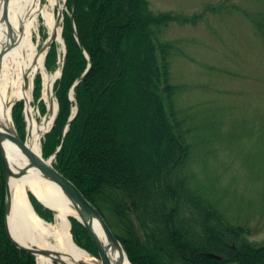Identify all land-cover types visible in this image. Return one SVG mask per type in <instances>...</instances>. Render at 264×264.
<instances>
[{"label": "rangeland", "instance_id": "1", "mask_svg": "<svg viewBox=\"0 0 264 264\" xmlns=\"http://www.w3.org/2000/svg\"><path fill=\"white\" fill-rule=\"evenodd\" d=\"M57 1L63 7L58 10L56 6L57 15L61 13L63 48L52 43L45 55L46 70L50 74L60 70L52 92L57 102V112L51 128L41 138L40 150L44 159H53L54 167L62 165L66 170L65 162L62 158L57 160L53 150L61 149L60 143L69 130L67 122L75 111L77 115L79 105L75 98L76 86H72L78 81V76L82 77L90 63L89 55L82 48L83 63L79 62L71 70L70 79L66 76L67 70L63 73L65 65L69 63L70 53L64 38L68 19L75 36L77 32L71 0ZM146 1L149 11L154 15H171L164 26L159 25L155 39L172 44L166 58L169 74L167 83L173 91L170 110L177 119L184 121L183 129L187 131L190 150L184 173L189 187L201 198L207 199L210 206L230 224L241 227L248 241L264 246V0ZM82 3V13H89L91 2L82 0ZM119 4L122 7L119 11L127 17L133 3L121 0ZM181 17L183 22L178 20ZM45 37V29L40 25L39 44L43 43ZM99 37L103 38L102 34ZM111 41L115 43V48ZM126 48L127 45L115 35L102 45L106 55L102 60L104 72H108V61L117 58ZM143 51L145 56L142 60L150 66L146 59L147 49L144 47ZM112 68L116 69V66L112 64ZM153 85L154 81L153 84H141L143 96L138 95L135 97L137 100L131 99L132 106L126 109L118 129L123 141L140 153L143 163L149 151L145 140L159 141V121L164 124L168 139L172 121L165 101H162L163 110L167 116L162 118L160 115L158 109L161 104L152 95L158 89ZM41 89V76L36 75L31 110L37 122L46 116L48 110L40 97ZM24 110L22 101L12 107L14 128L22 143L27 132ZM53 129L54 134L60 130L62 136L56 148L50 141ZM4 196L5 182L0 164V234L14 248L5 231ZM29 199L35 210L44 215L42 218L50 222L51 214L42 209L34 196L29 195ZM72 226L78 246L96 255L85 228L75 220H72ZM226 242L231 247L240 248L237 241ZM121 245L129 262V258H132L134 264H142L143 260L137 259V255L127 248L129 244L126 247ZM32 258L36 264L35 257Z\"/></svg>", "mask_w": 264, "mask_h": 264}, {"label": "trees", "instance_id": "2", "mask_svg": "<svg viewBox=\"0 0 264 264\" xmlns=\"http://www.w3.org/2000/svg\"><path fill=\"white\" fill-rule=\"evenodd\" d=\"M89 1L91 10L88 7L89 13L83 14L82 0H71L77 36L68 19L64 38L70 53L63 73L67 70L68 79L72 77L71 70L82 62V48L90 66L74 87L79 109L66 136L61 142L60 130L50 132L52 145L62 144L56 158L63 159L66 170L62 165L55 168L91 201L123 246L129 244L137 259L146 261L141 260L142 264H264V246L248 241L241 227L230 224L189 187L184 173L190 150L187 131L184 121L170 110L173 91L167 83L166 58L172 44L155 39L159 25L164 26L171 15H154L146 0H130L127 17L119 11L121 0ZM178 20L183 22L182 17ZM114 35L127 48L108 61V72H104L102 45ZM111 45L115 48L114 42ZM144 47L150 66L142 60ZM151 77L158 89L152 92L161 104L158 111L162 118L167 116L165 101L172 121L168 139L161 121L158 142L148 140L145 133L149 151L143 163L118 129L131 99L143 96L141 84H153ZM226 240L237 241L240 248ZM0 264L34 261L0 234Z\"/></svg>", "mask_w": 264, "mask_h": 264}, {"label": "bare ground", "instance_id": "3", "mask_svg": "<svg viewBox=\"0 0 264 264\" xmlns=\"http://www.w3.org/2000/svg\"><path fill=\"white\" fill-rule=\"evenodd\" d=\"M56 6L58 10L63 8L57 0H9L2 14L0 0V128L16 135L12 107L22 101L27 122L24 145L37 156L41 155V138L51 128L57 112L52 92L60 70L50 74L45 68V55L51 44L63 48L61 18ZM40 25L46 33L42 44L38 42ZM36 75L41 76L40 97L49 109L40 122L33 118L31 110ZM26 149L10 143V154L15 156L7 182V227L12 242L18 248L34 252L36 264H103L97 254L78 246L72 220L86 231L91 229L61 189L34 162L26 159ZM29 195L37 197L42 209L51 214L50 222L35 210ZM94 229L98 231L97 226ZM98 246L106 264H117L116 254L106 241L102 239Z\"/></svg>", "mask_w": 264, "mask_h": 264}, {"label": "water", "instance_id": "4", "mask_svg": "<svg viewBox=\"0 0 264 264\" xmlns=\"http://www.w3.org/2000/svg\"><path fill=\"white\" fill-rule=\"evenodd\" d=\"M7 1L9 0H2V14L4 12V8L7 6ZM60 12V11H59ZM61 16V13H59V17ZM89 67L85 70L84 74L78 81H76L73 85V87L85 76V74L88 72ZM76 110V109H75ZM49 114V109L47 110L46 116ZM76 111L73 116H71L67 122V127L69 123L71 122L72 118L75 116ZM66 127V128H67ZM67 130V129H66ZM6 142V143H5ZM10 143L16 144L19 148H25L24 143L20 140L18 135L13 134H7L3 131V129L0 128V164L2 168L3 178L5 182V196H4V225H5V231L8 240L10 243L14 246L15 249L27 253L29 255L34 256V252L18 248L15 246V244L11 240V234L9 231V228L7 227V208H8V196H9V190H8V178L11 176V166L13 164V160L15 159V156L10 154ZM60 149V147L55 151L54 155L57 153V151ZM26 159L31 160L35 163L48 177L51 181H53L60 189L61 191L66 195V197L70 200V202L74 205V207L79 211L82 218L84 219L85 223L89 226L91 229L87 233L90 236V239L93 243L94 249L96 251V254L98 255L99 259L103 264H106V258L102 254L101 250L99 249V242L106 241V243L111 247L112 251L115 252L117 257V264L123 263V261H126L127 263H130L127 259V256L123 250V247L120 243V241L117 239V237L113 234L112 230L106 223L105 219L102 217V215L99 213V211L96 209V207L91 203V201L62 173H60L53 165H52V158L44 159L41 155L37 156L34 153L27 150ZM36 201L39 202L37 200ZM40 203V202H39ZM41 204V203H40ZM94 226L98 227V231H95ZM131 264V263H130Z\"/></svg>", "mask_w": 264, "mask_h": 264}]
</instances>
